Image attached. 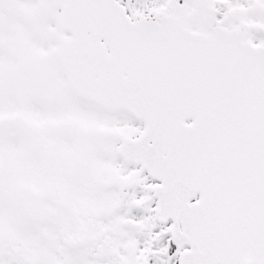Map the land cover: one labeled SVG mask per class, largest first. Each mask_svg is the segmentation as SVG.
I'll use <instances>...</instances> for the list:
<instances>
[{
  "label": "snow or ice",
  "instance_id": "1",
  "mask_svg": "<svg viewBox=\"0 0 264 264\" xmlns=\"http://www.w3.org/2000/svg\"><path fill=\"white\" fill-rule=\"evenodd\" d=\"M0 264H264V0H0Z\"/></svg>",
  "mask_w": 264,
  "mask_h": 264
}]
</instances>
